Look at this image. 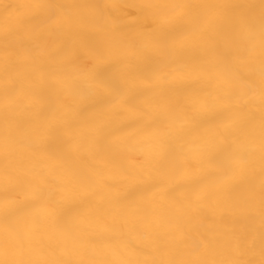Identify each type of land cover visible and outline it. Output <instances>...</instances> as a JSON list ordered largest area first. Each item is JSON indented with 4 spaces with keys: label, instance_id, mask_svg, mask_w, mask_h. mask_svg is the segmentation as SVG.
<instances>
[{
    "label": "bare ground",
    "instance_id": "6f19581e",
    "mask_svg": "<svg viewBox=\"0 0 264 264\" xmlns=\"http://www.w3.org/2000/svg\"><path fill=\"white\" fill-rule=\"evenodd\" d=\"M75 4L74 14L88 18L89 24L79 34L68 36L54 34L36 19L37 0H0V193L16 176H31L40 169L51 173L53 180H61L66 187L67 203L77 208L71 233L55 224V217L63 209L54 206L37 207L30 215L44 219L40 235L31 251L8 256L9 259H64L69 261H95L96 264H125L160 258L157 237L171 239L176 235L177 217H181L183 231L188 239L181 242L185 252L200 234H207L214 241L210 259H262L261 242L264 240V208L259 192L264 174L258 148L249 157L242 174L224 177L210 168L204 157L213 146L208 131L189 132L187 120L193 106L197 109L211 106L217 95L227 89H239L242 101L237 105V118L248 121L255 118V135L259 136V117L262 111L259 90L247 91L251 80L260 82L261 62L257 44L252 52H246L247 41L232 31L230 25L200 26L195 22L197 10L185 21L187 31L167 46L153 50L149 63L155 70L150 80L130 78L129 95L135 94L140 108L128 107L122 101L114 104L85 100L75 93L73 81L87 87L89 79L84 70L73 63L74 57L83 59L85 45L105 37L110 30V20L120 21L123 35L128 40L144 39L149 31L150 17L166 15L158 8L145 5L163 3H192L203 0H59ZM243 5L259 24L262 0H222ZM95 5L97 7H90ZM203 11V10H200ZM18 41L22 47L17 52L5 50L4 38ZM25 48H34L32 56ZM117 55L132 56L130 49L119 48ZM230 58V69L223 59ZM11 66L10 70L9 67ZM57 69V86L45 79L48 71ZM43 70V71H42ZM230 71V78L222 73ZM15 83L16 93L6 97L5 89ZM38 93L39 95H35ZM6 109L10 114L6 119ZM54 109L59 115L84 128L75 129L97 132V138H110L106 147L102 142H89L70 162L76 169H83L94 177L96 185L90 202L83 201V194L74 184H69L59 163L34 156L28 142L34 138L41 114ZM176 110L173 112V110ZM91 123V128L87 127ZM103 132H99V130ZM258 144L241 137L240 150ZM174 148L186 164L182 175L162 176L150 162L152 158ZM131 172L132 175L126 173ZM8 173H11L9 175ZM163 179L168 188L176 184L199 179L204 181V191L223 192L235 185L233 196H216L200 202H189L186 191L175 193L176 200L163 196V189L145 191L140 207L148 213L136 214V209L122 203L134 186L146 187L154 180ZM250 189L255 199L245 205ZM26 199L20 196V202ZM5 233L0 229V247ZM239 247V255L233 249ZM173 251H175L173 249ZM151 252L152 255L147 253ZM167 255V254H166ZM0 255V260L5 259Z\"/></svg>",
    "mask_w": 264,
    "mask_h": 264
},
{
    "label": "snow or ice",
    "instance_id": "6c2138e0",
    "mask_svg": "<svg viewBox=\"0 0 264 264\" xmlns=\"http://www.w3.org/2000/svg\"><path fill=\"white\" fill-rule=\"evenodd\" d=\"M37 9L36 19L39 25L48 26L54 34H66L73 36L82 33L89 20L82 15H76L73 9L78 7L75 4L59 2V0H37L32 5ZM90 7H97L91 5ZM145 8H158L166 11V15L150 17L149 31L143 40L137 38L128 40L122 32L120 21L112 18L110 30L102 39L86 44V52L83 59L74 57L72 62L82 68V75H87L89 84L81 87L78 80L73 81L72 88L76 94L82 96L86 101L94 100L98 104H114L122 101L125 106L140 108L136 103L135 94L129 95L127 81L133 77L150 80L155 76V70L149 61L152 58L153 50H158L160 46H167L178 36L183 35L187 29L184 27L185 21L192 15V10L196 9L195 22L200 26L213 27L215 25H230L233 32L238 33L247 41L246 52L255 50L257 44L260 51V82L251 80L247 91L253 88L259 90V98L262 111L259 117V136L255 135V118L248 121H240L237 118V105L242 101V93L239 89H227L219 93L211 106L207 104L201 108L193 106L191 116L188 117L187 130L189 132L208 131L211 133L210 142L212 150L204 157V162L215 169L218 174L229 177L242 174L248 164L252 152L258 148L261 159V170L264 174V0L261 3V13L259 24L248 12L244 11L245 6L234 5L222 2V0H203L201 3H163L155 5H145ZM203 10V11H200ZM5 50L9 53L17 52L22 45L15 39L5 37ZM130 49L132 56L117 55V49ZM25 53L32 56L36 51L34 48H25ZM223 63L230 69L231 60L225 57ZM11 66L9 69L10 70ZM43 71V70H42ZM57 69L47 72L45 79L51 86H57ZM225 78H230V71L222 73ZM16 93L15 83H10L5 89L6 97L14 96ZM39 95L38 93H34ZM140 110H144L140 108ZM54 109H49L41 114L38 127L34 130V138L28 142L29 150L34 156L43 159L57 161L60 165L57 171L62 172L68 179L69 184L77 186L83 194V201L90 202L96 180L92 175L83 169H74L70 162L76 153L83 150L89 142H102L106 147L110 143V138L103 136L97 138V132L83 131L79 135L75 129H82L83 124H77L70 120L63 119L59 113H54ZM176 110L174 109L173 112ZM6 109V119L9 118ZM91 128V123L88 124ZM103 132V130H99ZM241 137L256 141L251 148L240 150L238 141ZM156 171L162 176L168 174L182 175L186 164L181 161L179 153L172 148L162 153L159 157H153L150 162ZM132 175L131 172H127ZM11 175V173H8ZM204 181L199 179L185 181L176 184L172 188L166 186L163 179L154 180L144 186H134L130 190L122 203L126 208L136 209V214H147V208L140 207V198L145 191L163 189V196L168 200H176L175 193L186 191L189 202H195L199 208L200 202L209 200L216 196H233L236 186H230L223 192L204 191ZM67 185L61 180H53L51 173L45 169H40L31 176H16L15 182L9 181L0 193V229L5 233L3 246L0 247V255L6 258L0 260V264H96L95 261H69L60 258L32 260V259H9L8 256L23 254L25 250L31 251L33 244L40 235V230L44 224V219L39 216L30 215V210L37 207L54 206L62 208L63 211L55 217V224L62 230L71 233L77 215V208L71 203H67ZM24 194L26 199L20 202V196ZM254 189H250L248 197L243 200L245 205L255 199ZM259 201L264 208V179L261 182V190L258 194ZM181 217H177L176 235L171 239L157 237V251L160 258L127 261L125 264H264V240L261 242L262 259L256 261H242L240 259L216 260L210 259L209 253L214 249V241L207 234L200 236L193 241L190 251L185 252L180 247L181 242L188 239L180 223ZM173 249L175 251H173ZM152 255L151 252L147 253ZM167 254V255H166ZM234 255H239V247L233 249ZM111 264V262H105Z\"/></svg>",
    "mask_w": 264,
    "mask_h": 264
}]
</instances>
